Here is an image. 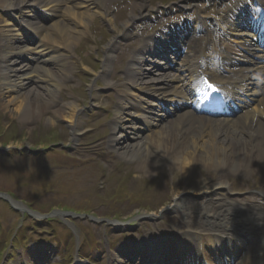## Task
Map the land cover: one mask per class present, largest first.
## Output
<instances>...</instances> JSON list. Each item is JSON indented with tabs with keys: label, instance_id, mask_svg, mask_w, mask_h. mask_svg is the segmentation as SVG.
Returning a JSON list of instances; mask_svg holds the SVG:
<instances>
[{
	"label": "bare ground",
	"instance_id": "bare-ground-1",
	"mask_svg": "<svg viewBox=\"0 0 264 264\" xmlns=\"http://www.w3.org/2000/svg\"><path fill=\"white\" fill-rule=\"evenodd\" d=\"M115 1L0 0L1 7L15 10L18 18L21 16L24 20L27 12L35 13L34 4L43 5L50 16L47 24L27 20L38 34L37 44H29L20 35V27L15 28L8 21L4 20L0 26V95L6 109L14 107L11 111L25 122L51 112L49 123L63 118L74 128L73 135L80 133L78 98L65 100L59 110L53 108L58 104L61 86L72 71L73 50L79 38L88 32V20L101 16L115 31L105 45L102 67V75H105L109 71L116 33L117 36L124 34L131 23L145 19L146 14L153 11L145 0H136L130 4L131 8L129 5L124 8L126 11L128 8V15L119 26L111 9ZM188 1L197 0H181L182 10L188 7ZM206 1L208 7L199 10L195 17L198 25L191 38L187 35L182 41L187 50L182 55L180 67L170 66L171 61L164 56L169 40L176 37L171 35L168 26H164L158 36L139 41L141 51L132 58L139 55L142 62L127 67L123 74L118 73L120 79L123 76L119 85L107 83L118 91L110 140L117 142L123 158L136 160L138 169L144 174L153 175L168 166L186 179L180 192H194L204 200L209 199L207 204L202 202V207L191 204L183 213L188 216H191L190 212L192 215L197 213L200 225L215 226L216 232L227 236L226 251L229 253L225 254L226 259H231L233 264H264V205L261 204L264 181L259 187V196L248 194L245 197L251 204L249 207H238L230 201L218 202L213 198L217 191L230 192L227 173L264 176V77L259 81L254 78L257 77L255 71L264 72V50L258 46L256 32L244 17L243 10L214 14L217 2L221 0ZM240 1L237 0L235 5L239 6ZM257 1L264 3V0ZM240 25L245 26L240 28ZM201 29L203 32L199 33ZM175 51L179 54L176 48ZM146 54L163 55L168 60V68L148 63V58H144ZM17 63L24 64L16 67ZM216 65H222L228 74H220L213 67ZM208 73L228 90L226 96L239 97L235 100L239 110L227 107L235 109L233 115L215 114L224 109L203 108L201 96L194 95L200 85L198 77ZM152 74L159 76L158 81L145 83V77ZM83 76L88 78L90 73L85 71ZM192 97L199 100L203 109L195 105L196 111ZM117 131L119 135H116ZM128 132L135 135L134 141L128 142ZM196 167L214 170V173L209 174V180L205 178L194 183L189 178ZM8 198L17 206L22 205L18 200ZM243 213L253 216L244 219ZM238 237L251 242L249 247L239 243ZM161 246L162 243L142 244L144 248H139L143 253H156ZM29 257L27 254L26 258ZM188 258H192V254ZM212 260V264H223L216 255ZM110 262L115 264L112 258Z\"/></svg>",
	"mask_w": 264,
	"mask_h": 264
},
{
	"label": "rangeland",
	"instance_id": "rangeland-1",
	"mask_svg": "<svg viewBox=\"0 0 264 264\" xmlns=\"http://www.w3.org/2000/svg\"><path fill=\"white\" fill-rule=\"evenodd\" d=\"M180 1L181 0H146V4L150 7L165 5L170 8V11L166 9L170 15H180L184 18L195 17L197 10L208 7V3L205 0H199L189 5L187 8L191 9L187 12L178 11ZM115 4H117L116 17L120 25L122 23L121 21L124 19L121 18V14H123L124 17L127 11H121L123 5L118 6L117 2H115ZM115 7L116 5L113 6V8ZM118 11H120L119 14ZM167 11L164 12V15H161L160 21L169 19ZM3 12L4 11H0L2 14ZM96 20H98V18L95 20H93V18L88 20V32L85 34L88 36V40L79 38V42L75 46L74 51L77 53V56L74 58L75 66L73 72L77 71L75 74L76 77L71 78L72 81L69 80L64 89L62 88L63 92H60V95H58L61 104L64 99L66 100L67 98H74L76 96L80 98L82 108L85 103L87 104L88 107L83 109V113L79 116V119L83 120V126H87L86 128L88 129L89 125L95 128L96 126H93V123L99 118L98 115H92V107L97 108L96 105L100 103V101V105L106 102L103 97L105 93L103 94V92H108L109 89H105L104 86L106 85V81H110L112 77L114 78L116 69H118L121 64V59L116 60L117 56L113 53L112 61L109 64L110 71L104 76L108 78L103 79V81L102 76L100 77L97 74L104 61L103 49L106 43L113 37L112 31L114 30L111 28L109 29V27L104 29L98 22H95ZM1 24L0 20V26ZM150 24L151 22L147 20L144 22L143 26H137L136 23L129 28L128 30L133 29L128 37L121 41L124 42L122 51L127 49V43L131 41V39L135 37L145 39L153 35V32L150 31L153 30V27H156V24L152 26ZM133 32L135 33L134 35ZM135 40H137V38L132 40V42L134 43ZM121 42L117 45L115 52L120 49ZM117 55L119 56L120 54ZM115 60L116 64H118L116 69H114L116 64L114 68L112 67ZM83 64L86 68L87 66L90 68L92 67L93 70L91 72L92 75L87 78L89 84L84 86L80 84L77 78L82 77L79 74ZM18 67L21 66L18 65ZM157 77L158 75L148 78V81L153 82L154 80H151L153 78L157 81ZM112 80L114 82L116 81L115 79ZM93 82L97 84L93 90L94 93H98L95 92V89L100 87L98 89L100 101L95 103L91 102L94 99L90 101L92 92L89 86ZM7 99L9 98L7 97ZM61 104L57 106V109L60 108ZM9 108L10 109L7 110L5 104H2L0 101V146H11L8 153L0 154V192L7 191L4 193L15 197L16 200L29 209L33 207L42 212H52L54 210L85 211L100 218H107L110 220H117V218H119L120 220L127 221L140 214H149L150 212L159 215L160 211L166 208V202L173 196H178L176 193L180 191L179 186L183 190L184 181L186 179H184L183 176L181 177L179 172H174V170L171 171L168 166H165L153 175H146L138 169V162L136 160L123 158L118 147L114 150L108 145L106 139L104 140L106 143L104 142L101 151L97 149L88 152L91 154V157L82 161L81 164H78V161L76 162L68 158V153L76 151V148L72 149V146H75L76 142L72 144L65 142L69 146V151L68 153L64 152L66 147L63 146V141H67L71 135V130L68 127L69 122L67 120L63 118L54 119L56 122L52 124L48 122V120L51 119V113H44L36 120L25 122L22 121L23 118L19 117L16 112L11 111L14 107L11 106ZM90 132L95 134L99 133V130L93 131V129H91ZM94 137L95 136H91L87 133V135L83 139H79V141L83 143ZM96 143L97 141L94 140L91 146L97 145ZM13 146L19 149L16 150ZM83 147V144L79 146L80 152L83 151ZM37 150H42L40 152L48 154L47 158L49 159L55 158L58 162L63 160L68 161V164L63 167H61L62 165L52 167L55 170H48V172L47 170H39L32 156H16L12 161L5 157L6 154H25L33 151L36 153ZM145 157H147V155H145ZM95 169H97V171L91 173ZM209 172H212V170L196 167L193 174L190 175L189 180L194 183H199L208 176L207 174ZM236 177L242 180H252V177L255 178L254 175L248 173L239 174ZM258 178L264 179V176H258ZM257 186L258 184H256V187L252 190L243 191L241 189L242 184L237 182L234 184L235 190H232L230 194L218 191L226 197L218 201L228 200L238 207L241 205L246 206L249 203L244 200V197L248 193L259 195L256 189ZM184 200L192 203L198 202L199 204L203 202V199L199 195L186 192L177 203L168 206L169 209L164 212L165 214L162 218L157 221L151 218L146 221L142 219V223L138 222L139 224L135 229H122L120 228L121 226L104 225L103 222L92 224L88 223V221L84 220L82 217H76L74 220L70 219V221H73L70 225L75 228L76 233H80L81 229L85 235H88L89 232L92 237L96 235L97 238H101V232L103 233L104 229H108L109 231V229L112 228L111 233L107 235V239L114 238L116 243L126 239L131 241L132 236L139 237L142 230H148L151 234L159 235H165L167 231H171L173 228H178L177 231L197 228L206 230V227L198 226L195 219L191 220L190 223L181 217L183 212L180 214L177 213L181 211H178V205H183ZM11 203L10 208H8L0 201V238L2 236V227L7 229L12 224L16 225L17 215L14 213V208L11 206ZM190 215L192 216L191 212ZM197 215L198 214L195 213L193 215L194 218H196ZM19 223L22 224V221ZM44 226L48 227L46 236L49 237H62L64 235L63 229L66 230V257L55 263L69 264V262L74 259L75 255L73 251L75 239L73 232L68 226H65V228L62 227L57 219L46 221ZM44 233L45 231L42 234ZM11 236L12 234L10 237ZM9 251L10 247L7 249L6 258ZM5 261L3 263H5Z\"/></svg>",
	"mask_w": 264,
	"mask_h": 264
},
{
	"label": "snow or ice",
	"instance_id": "snow-or-ice-1",
	"mask_svg": "<svg viewBox=\"0 0 264 264\" xmlns=\"http://www.w3.org/2000/svg\"><path fill=\"white\" fill-rule=\"evenodd\" d=\"M211 87V85H209Z\"/></svg>",
	"mask_w": 264,
	"mask_h": 264
}]
</instances>
